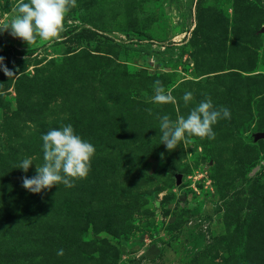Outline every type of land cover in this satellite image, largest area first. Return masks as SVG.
Masks as SVG:
<instances>
[{"label":"rangeland","instance_id":"obj_1","mask_svg":"<svg viewBox=\"0 0 264 264\" xmlns=\"http://www.w3.org/2000/svg\"><path fill=\"white\" fill-rule=\"evenodd\" d=\"M0 57V264H264V0H75L54 39L0 33ZM205 98L230 119L168 151L157 115ZM68 123L88 174L29 193Z\"/></svg>","mask_w":264,"mask_h":264},{"label":"clouds","instance_id":"obj_2","mask_svg":"<svg viewBox=\"0 0 264 264\" xmlns=\"http://www.w3.org/2000/svg\"><path fill=\"white\" fill-rule=\"evenodd\" d=\"M75 0H18L16 7L10 14L5 11L0 14V33L5 30L14 37L26 42L34 43L37 38L51 40L63 30V22L69 8ZM0 71L13 75L4 65V58L0 57ZM185 104L192 103V91H185L181 97ZM154 104L175 103L176 98L168 94L164 87L156 82ZM160 144L168 151H172L186 143L192 136L215 139L213 126L221 119H230V110L226 106H214L210 98L195 103L186 115H178L174 120L168 114L157 115ZM43 163L35 164V175L23 176L21 186L32 194H40L53 185L72 187L76 178L84 177L90 169V161L95 148L92 143L82 139L71 123L58 128H51L41 134ZM33 158H22L16 168L27 172L32 166ZM58 256L63 255V249H57Z\"/></svg>","mask_w":264,"mask_h":264},{"label":"trees","instance_id":"obj_3","mask_svg":"<svg viewBox=\"0 0 264 264\" xmlns=\"http://www.w3.org/2000/svg\"><path fill=\"white\" fill-rule=\"evenodd\" d=\"M82 32H83V33H88V34L90 33L89 31H87V30H85V29L82 30ZM88 37H89V36H88Z\"/></svg>","mask_w":264,"mask_h":264},{"label":"water","instance_id":"obj_4","mask_svg":"<svg viewBox=\"0 0 264 264\" xmlns=\"http://www.w3.org/2000/svg\"><path fill=\"white\" fill-rule=\"evenodd\" d=\"M180 182V175L178 176V183Z\"/></svg>","mask_w":264,"mask_h":264}]
</instances>
